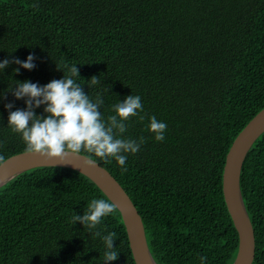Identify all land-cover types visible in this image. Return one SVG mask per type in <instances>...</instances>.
Here are the masks:
<instances>
[{
	"label": "trees",
	"instance_id": "obj_1",
	"mask_svg": "<svg viewBox=\"0 0 264 264\" xmlns=\"http://www.w3.org/2000/svg\"><path fill=\"white\" fill-rule=\"evenodd\" d=\"M30 54L33 70H0V154L26 152L5 108L23 110L25 100L8 89L26 80L46 85L63 78L56 63L77 64V82L103 98L105 120L117 102L141 97L144 119L128 120L123 136L145 143L128 155L126 173L115 160L82 154L129 194L155 262L234 264L239 235L223 172L233 142L264 109V0H0V62ZM92 76L100 83L89 86ZM43 109L36 115L46 116ZM153 115L167 124L162 142L148 131ZM240 190L255 231L253 264H264V133L243 162ZM100 198L112 202L68 167L17 175L0 187V264H104L103 241L70 222ZM100 227L117 234L118 258L109 264H136L119 210Z\"/></svg>",
	"mask_w": 264,
	"mask_h": 264
},
{
	"label": "clouds",
	"instance_id": "obj_2",
	"mask_svg": "<svg viewBox=\"0 0 264 264\" xmlns=\"http://www.w3.org/2000/svg\"><path fill=\"white\" fill-rule=\"evenodd\" d=\"M36 7V5H33ZM35 57L29 55L25 61L19 59L3 60L0 70L7 68L11 63L26 70L35 68ZM56 63V62H55ZM77 64L62 62L56 63L57 69L63 71L61 79H53L46 85H39L30 81L15 82V89L8 91L17 99H24L26 108L12 111V103L5 105L9 110L8 127L13 133L20 134L26 145V151L39 156L44 160H57L65 163L69 158H83L82 153L90 154L110 163L115 160L121 168V174L128 171L126 161L129 154H136L145 143L144 137L138 139L124 138L128 130L127 121L132 117H139L143 121V104L139 95H129L123 102L112 106L115 113L105 120L100 108L104 104L103 98L97 94L93 100L77 82L79 69ZM19 73V68L14 69ZM89 86L100 83L99 77L92 76ZM44 106L46 116H38L36 108ZM167 124L158 121L153 115L149 118L148 131L154 134L157 142L165 139L164 133ZM5 156L0 154V165L5 163ZM95 164V160H89ZM117 206L109 200L92 199L83 215L74 214L70 218L72 225L79 222L94 237H99L105 246L103 253L104 264L115 261L119 252L115 250L114 241L117 234L114 231L102 235L105 229L101 228L105 217L115 213ZM206 257H201V264H205Z\"/></svg>",
	"mask_w": 264,
	"mask_h": 264
},
{
	"label": "water",
	"instance_id": "obj_3",
	"mask_svg": "<svg viewBox=\"0 0 264 264\" xmlns=\"http://www.w3.org/2000/svg\"><path fill=\"white\" fill-rule=\"evenodd\" d=\"M264 133V109L242 130L233 142L226 157L223 172V193L225 203L239 235V252L234 264H253L256 257V237L253 225L246 211L241 190L240 177L243 162L248 151ZM83 158H69L65 163L44 160L29 152L16 154L0 165V187L17 175L41 166H60L77 170L94 181L116 204L121 213L130 247L136 264H157L150 252L142 216L131 197L118 180L97 161L84 154Z\"/></svg>",
	"mask_w": 264,
	"mask_h": 264
}]
</instances>
